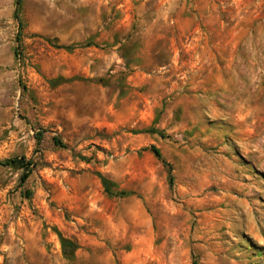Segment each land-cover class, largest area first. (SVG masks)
<instances>
[{"label":"rangeland","instance_id":"rangeland-1","mask_svg":"<svg viewBox=\"0 0 264 264\" xmlns=\"http://www.w3.org/2000/svg\"><path fill=\"white\" fill-rule=\"evenodd\" d=\"M16 7L0 0V264H264V0ZM22 158L25 183L1 164Z\"/></svg>","mask_w":264,"mask_h":264},{"label":"trees","instance_id":"trees-1","mask_svg":"<svg viewBox=\"0 0 264 264\" xmlns=\"http://www.w3.org/2000/svg\"><path fill=\"white\" fill-rule=\"evenodd\" d=\"M21 3H22V0H17V7H16V10H15V18L16 20L19 21V13H20V7H21ZM152 133H157L159 134L161 137L165 138V136L163 135L162 132L160 131H157V130H151ZM38 143H40L41 141V135L40 137H38L37 139ZM55 142L56 144L62 146V143L59 139L55 138ZM158 159H162V155H161V152L160 150L155 147V146H151L150 149H149ZM3 166H13V167H17L19 169H22L24 170L22 176H21V182L22 183H25L26 180L29 178L30 174L32 173L33 171V168H34V163L32 161H25V158H22V159H10V160H6L5 162L1 163ZM101 181H102V184L103 186L105 187L106 191L107 192H110V182L104 178V177H101ZM59 238H60V241H61V244L62 246L64 247V249H72L74 250L75 248V245L68 239L64 238L61 234H59Z\"/></svg>","mask_w":264,"mask_h":264}]
</instances>
